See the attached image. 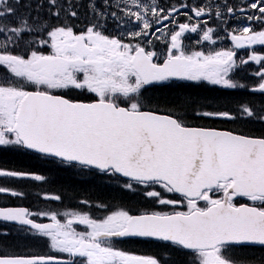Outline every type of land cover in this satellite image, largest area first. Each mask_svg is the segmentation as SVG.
Wrapping results in <instances>:
<instances>
[{"label": "snow or ice", "instance_id": "obj_1", "mask_svg": "<svg viewBox=\"0 0 264 264\" xmlns=\"http://www.w3.org/2000/svg\"><path fill=\"white\" fill-rule=\"evenodd\" d=\"M50 3L55 5L56 0ZM133 3L141 9L126 13L141 24L139 32L130 34L134 38L147 36L152 30V22L147 18L149 11L157 23L178 11L172 8L165 12L154 2L151 9L138 4V0ZM0 7L4 9L0 17L14 14L7 0H0ZM249 7L260 15L248 19L264 22V0H255ZM205 12L203 8L194 9L196 17ZM216 15H220L219 11ZM99 27L93 24L76 33L65 25L47 31L48 39L38 43L45 46L50 43L48 54L37 50L13 54L7 50V44L2 46L0 66L12 77L35 85L36 90L28 91L11 82L0 84V146L35 150L120 173L148 187L160 186L167 193L182 194L187 200V211L135 215L118 209L99 219L68 212L64 222L52 212L42 214L51 217L52 222L45 224L31 219L32 213L27 208L0 207V219L30 226L31 231L48 238L51 249L70 257L61 260L55 255L0 256V264H167L162 259L139 256L113 245L116 238L132 237L154 238L190 250L197 257V264H240L232 256V247L264 245V137L189 127L173 115L144 110L141 101L146 85L173 78L239 87L229 78L236 67L235 52L186 53L182 36L185 32H196L199 26L179 24V30L171 34L167 57L156 62L155 51L105 35ZM34 30L26 20L10 29L17 40ZM213 31L204 30L203 39L211 41ZM240 31L241 35L232 36L237 47L264 45V30L253 32L251 27H244ZM249 59L261 63L264 55L253 53ZM261 69L257 75L264 81V64ZM72 89L95 93L98 98L84 102L55 94ZM259 90L264 91V83ZM120 97L125 98L124 106L117 102ZM243 114L255 115L247 107ZM203 115L234 119L229 112ZM29 175L0 170V177ZM34 178L44 179L38 175ZM126 187L132 188V184ZM7 191L0 186V193ZM216 193L221 195L214 198ZM146 195L160 204L182 203L165 199L155 190ZM237 197L259 201L261 206L237 204ZM200 201L205 202L204 207ZM76 223L86 225L89 230L76 231L73 227ZM77 257L83 260L78 262Z\"/></svg>", "mask_w": 264, "mask_h": 264}, {"label": "rangeland", "instance_id": "obj_2", "mask_svg": "<svg viewBox=\"0 0 264 264\" xmlns=\"http://www.w3.org/2000/svg\"><path fill=\"white\" fill-rule=\"evenodd\" d=\"M206 1H208V0H206ZM7 2H8V5L13 7L15 11H18V10L23 11L25 8L27 9L25 16L15 15L16 20H14V21L10 20L9 19L10 17H6V15L3 17H0V50H4L2 46L4 44H7V50L13 52V54L25 55L32 50H37V51L43 52L44 54H48L49 52H51L50 43H49V45H47L48 47L40 49L38 42L40 40L48 39L47 31H50L51 29H53L55 27L67 25V26L72 27L73 30L76 27H78V28H82L85 31L88 27L92 26L93 24H95L97 22L99 25L103 24V22L100 21L99 19H97V18L93 19L92 17H90L89 13L86 15L87 22L85 24H81L79 22H72V21L67 22V21H64L63 19L52 16V14L50 15L49 18H47L45 15H43L44 19L41 20L40 19V13L44 12V10L46 8H48L47 10L51 11L52 13L56 12V14H57V10H59L62 13L59 15H64L65 12L63 11V8H62L63 3H61L59 0H56V2L59 4L57 9L53 8V4L50 3V0H26V1H24V0H7ZM153 2L155 3V5L158 8L165 9V12H167L169 9H172V8L177 9L178 7H182L184 10H188V11H192V12H194V9H199L195 5H193V6H195V8L187 6V4L183 5L180 3L179 0H138V4L149 7L150 9H151V6L153 5ZM254 2H255V0H253V1L237 0L233 4L234 7H232L235 10L234 13H229L227 11V9L230 7H228V5H226V7L223 9L222 13L220 14L219 18L215 20L216 29L212 28L214 30L213 34H212L213 39L211 41L204 40L203 39V31L200 32L198 35L200 40H195V41L189 42V43L186 42L187 47H192L190 52L186 51V53H192L194 51H203L207 54V53H213V52L224 51V50L233 51V52H235L234 59L239 57L241 59V61H246V63H243V65H245L246 68L239 75V78L242 79V76H244L245 73L256 74V70H255V66H254L255 61L250 60L249 57L253 53L257 54V52H252V54H250L251 51L246 50L247 46L245 49H239L233 44V42H231L229 40L230 32H235L237 35H241L242 33L240 30L244 27H251V30L253 32L264 30V22H261L260 20H249L248 19V17H254V16L260 15L256 10L251 9L249 7V5L254 3ZM102 5L103 6L104 5H107V6L111 5L113 7H119L122 11L121 15H124V18L122 17V21H120L117 25L113 24V26L111 28L107 29V31H109L107 34L108 36L117 37V38H119L123 41H126L129 44H133V45L138 44L139 42H143V44L148 45V47H150V49H153V48L158 49L155 52L157 54H160L161 57H164L165 55H167L168 51L171 47L170 38L168 39V36L170 34H173L175 31L179 30V29H177V30L171 31L169 29V23L170 22H173L176 24H183L184 23V24H189V25H197L203 19L201 16H200V18L194 17L193 23H189V22H183L184 20H182V19L177 21V18H178L177 14H173V16L170 17L167 20V22L162 21V22L157 23L155 18L151 15V11H149L147 18L152 22V30L148 33L147 36L136 37L137 41H134L132 39L133 37L130 34L133 32H139L141 29V24L139 21L137 24L134 23L133 22L134 17H130V19H127L125 16H128L126 13L129 10L131 12H136V11H141V9L136 4L133 3V0H102ZM33 8L35 11L38 10V11H36L35 20L33 21L32 19H30L28 22L25 17L26 16L30 17L29 14L30 13L32 14ZM65 9L71 10L72 12L74 11L73 8L71 9V4L68 6L66 5ZM110 10H111V8H110ZM2 11H4V9H3V7H0V12H2ZM141 14L144 15L143 12H141ZM78 16H81V14L78 13ZM21 20H26L28 22L29 26H32L33 24H35V27L38 30L43 32V36H40V38L41 37L42 38L40 39V38L33 37L32 34L34 32H32L31 34L24 35L23 39H19V40H17V38L14 37L13 35H12V37L6 36V34H5L6 30H9L10 26L19 27ZM6 25H9V26L6 28ZM103 26H104V24H103ZM185 34H187V37L189 36V32H185ZM185 34H183L182 40H183V37ZM250 34L251 33H247L245 35H250ZM121 35H123V37H127V38H120ZM34 39L35 40L40 39V40H37L34 44H30V41L34 40ZM149 41L151 42L150 44L148 43ZM164 43L166 46L163 45ZM155 44H158L160 46H155ZM199 44H200V46H199ZM252 51H253V49H252ZM5 72H6L5 68H3V70L0 72V84L11 82L13 85H16V86L23 85L26 88V90L32 89V86H33L32 84L24 82V81L20 80L19 78H14L11 75H7V74H5ZM234 80H235V82L240 83V87H245L243 80L240 81L236 77L234 78ZM199 81H201V80H199ZM250 88L251 87H248L247 89H250ZM243 93L246 94L245 92H243ZM244 104H248V103H244ZM249 105H251V104H249ZM250 109H252V111L255 113V115H253L251 117L248 116L247 117L248 120L245 121V123L256 126V125H258V122H255L254 116H256L257 110H255V107L254 108L250 107ZM243 115L244 114L242 113V116ZM244 116H247V115L245 114ZM184 121L186 123L193 124L192 122H189V121L187 122L186 120H184ZM171 206H173V205H171ZM118 209L119 208L112 209L111 211L107 212L106 215H108L111 212L116 211ZM75 212L82 213V214H88V213L80 212V211H75ZM33 215H35V213H33ZM37 217L43 218L44 216L43 215H37ZM47 218L51 219L50 215H48ZM62 222H64V221H62ZM0 226H1L0 230H2L3 233L9 237H17V238L38 237V238H44V239L47 238V237H43V236H41L35 232H32L26 228H21V227L20 228H7L3 225H0ZM73 227L78 232H85V231L89 230L87 228V226L79 224V223L74 224ZM113 244H114V242H113ZM39 247H44L46 249V252L50 253V254L68 255L67 253L56 252L54 249H51L49 247V245H48V247H45L44 245L40 244Z\"/></svg>", "mask_w": 264, "mask_h": 264}, {"label": "trees", "instance_id": "obj_3", "mask_svg": "<svg viewBox=\"0 0 264 264\" xmlns=\"http://www.w3.org/2000/svg\"><path fill=\"white\" fill-rule=\"evenodd\" d=\"M208 91L209 89L205 87H197L194 90L193 87H176L170 89L158 88L147 94L150 95L151 103L149 104L151 106L176 109L181 114L191 117L192 120L201 119L195 116V112L204 108H231L235 106V102H233L235 100L230 98L232 93L226 95V97H220L211 96L210 93H207ZM234 95L238 96V94ZM32 158L34 159V156H28L27 153L18 155H10V152L8 154L1 153L0 164L30 172H38L39 175H43L46 180L44 183L39 184L38 201L46 202L50 208H55L59 211L68 209L89 210L91 217L96 219L102 218V215L98 213L101 209L99 203L102 205L127 204L125 206L131 208L133 211L156 210V198L143 196L142 192L144 189L137 185H132L131 190L123 189L124 187L118 182L125 183V181L114 174L108 176L86 169L79 171L74 166H61L52 159H40L39 164ZM25 190L31 195L34 188L29 186ZM155 191L161 192L162 196L174 198L171 193L165 192L160 186H156ZM43 192L51 194L53 198L41 199V193ZM57 196L60 197L59 200L55 199ZM23 203L31 207L33 206V203L27 201ZM0 242V246L4 247L5 245L8 251L21 252L27 248V246L22 244L25 241L19 238L12 241L7 240V237L2 238L0 235ZM135 243L138 242L130 241L127 245L134 246ZM4 251L0 248V252L3 253ZM136 251L140 254L143 253L142 250ZM251 253L255 256L258 252ZM256 258L264 264V253L256 256ZM171 262L177 263L180 262V259L173 256Z\"/></svg>", "mask_w": 264, "mask_h": 264}, {"label": "water", "instance_id": "obj_4", "mask_svg": "<svg viewBox=\"0 0 264 264\" xmlns=\"http://www.w3.org/2000/svg\"><path fill=\"white\" fill-rule=\"evenodd\" d=\"M159 114V113H158ZM160 115H164V114H160ZM194 128H201V127H194ZM222 131H225V130H222ZM35 151V150H34ZM37 152V151H36ZM40 153V152H39ZM42 154H44V153H42ZM47 155H49V154H47ZM53 156V155H52ZM93 167H95V166H93ZM118 174H120V173H118ZM120 175H122V174H120ZM123 176V175H122ZM124 177V176H123ZM127 178H129V177H127ZM178 194H180V193H178ZM3 208H24V207H3ZM0 220H2V219H0ZM10 222H14V223H18V222H15V221H10ZM37 223H39V222H37ZM46 223H51V222H45V224ZM19 224V223H18ZM60 259V258H59ZM61 260H65V259H61Z\"/></svg>", "mask_w": 264, "mask_h": 264}, {"label": "bare ground", "instance_id": "obj_5", "mask_svg": "<svg viewBox=\"0 0 264 264\" xmlns=\"http://www.w3.org/2000/svg\"><path fill=\"white\" fill-rule=\"evenodd\" d=\"M39 3V2H38ZM57 3V2H56ZM36 4V3H35ZM43 4V3H42ZM37 5V4H36ZM45 5V4H44ZM34 7V6H33ZM46 7V6H45ZM62 7H63V5H62ZM65 7V6H64ZM46 9H48V8H46ZM36 11H38V10H36ZM240 16V15H239ZM16 20V19H15ZM32 26H34V24L32 25ZM203 93V92H202ZM232 101V100H231ZM207 105V104H206ZM190 106H192V104H190ZM227 107V106H226ZM191 115V114H190ZM1 243V242H0ZM5 246V245H4Z\"/></svg>", "mask_w": 264, "mask_h": 264}, {"label": "flooded vegetation", "instance_id": "obj_6", "mask_svg": "<svg viewBox=\"0 0 264 264\" xmlns=\"http://www.w3.org/2000/svg\"><path fill=\"white\" fill-rule=\"evenodd\" d=\"M57 13H58V14H62L59 10H57ZM34 28H35V24H34Z\"/></svg>", "mask_w": 264, "mask_h": 264}]
</instances>
